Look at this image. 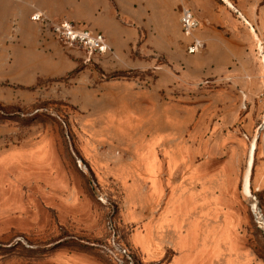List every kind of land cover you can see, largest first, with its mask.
Masks as SVG:
<instances>
[{"label":"rangeland","instance_id":"1","mask_svg":"<svg viewBox=\"0 0 264 264\" xmlns=\"http://www.w3.org/2000/svg\"><path fill=\"white\" fill-rule=\"evenodd\" d=\"M216 1L242 45L195 81L174 26L186 83L156 49L114 71L111 53L23 44L44 0H0V264H264V0Z\"/></svg>","mask_w":264,"mask_h":264},{"label":"crops","instance_id":"2","mask_svg":"<svg viewBox=\"0 0 264 264\" xmlns=\"http://www.w3.org/2000/svg\"><path fill=\"white\" fill-rule=\"evenodd\" d=\"M44 4L46 5L44 10L38 12L52 18L83 22L89 28L101 32L112 49L113 60L106 62L114 71L147 69L154 66L150 60L132 59L130 54L135 50L145 55V51L156 49L157 53L165 56L173 68L180 67V73L176 77L187 83L185 71L181 69V61L174 60L170 53V46L174 44L171 36L174 26L179 33L178 38L180 37L179 16L183 8L195 11L193 14L201 28L199 32H195V35L203 40L201 51L193 54V59L188 64V67L192 68V74L196 75L195 81L202 79V76L205 78L215 74L214 72L217 74L221 72L236 53L231 48L232 44L242 45V35L237 31L240 21L232 16L227 7L216 0H44ZM28 5L31 6L29 3ZM227 6L232 8L228 2ZM29 15L27 13L19 22L20 25L15 27L20 42L41 44L43 49L51 45L60 46L53 38L41 36L37 25L31 22ZM243 21L253 35H256L251 24L244 18ZM215 51L221 54L218 62L216 60V66L211 57ZM43 55L47 58L41 61L44 63H55L62 59L60 55L56 57L45 52ZM37 70H39L38 75L42 77L59 76V72L54 68H37ZM134 92L148 96L150 93H156V90L154 86ZM121 93H117L118 96H121ZM137 103L139 105L137 108H140V105L145 108L151 107L149 101Z\"/></svg>","mask_w":264,"mask_h":264},{"label":"built area","instance_id":"3","mask_svg":"<svg viewBox=\"0 0 264 264\" xmlns=\"http://www.w3.org/2000/svg\"><path fill=\"white\" fill-rule=\"evenodd\" d=\"M30 20L37 23L40 33L57 42L85 52L88 56H101L111 53L106 37L99 31L89 28L85 23L66 19H52L40 12H34ZM180 31L189 41L184 45L186 54L192 55L203 47V40L195 35L199 22L190 9L183 8L179 16Z\"/></svg>","mask_w":264,"mask_h":264}]
</instances>
